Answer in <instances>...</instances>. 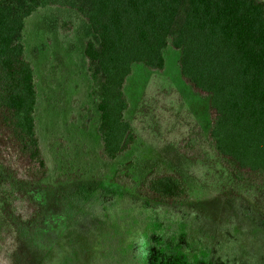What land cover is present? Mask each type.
I'll return each instance as SVG.
<instances>
[{
	"label": "trees",
	"instance_id": "16d2710c",
	"mask_svg": "<svg viewBox=\"0 0 264 264\" xmlns=\"http://www.w3.org/2000/svg\"><path fill=\"white\" fill-rule=\"evenodd\" d=\"M49 6L76 11L96 37L85 41L84 56L89 93L99 111L96 132L103 162L112 163L137 139L126 117L125 87L133 66L162 72L171 48L179 52L181 79L208 100L207 139L223 165L236 181L264 186V0H0V200L5 216L34 228L40 248L51 249L62 227L55 230V224L43 221L35 194L50 166L38 132V89L24 37L26 18ZM63 28L70 31L72 20H65ZM178 149L192 159L202 156L196 134L184 137ZM130 166L119 165L109 181L157 202L188 199L189 186L178 171L157 165L137 180ZM62 170H55L57 181H75L87 173ZM93 175L104 179L106 172ZM106 210L107 215L98 213L82 226L106 245L97 255L101 264H214L192 249L181 231L157 229L143 213L126 217ZM107 222L118 227L116 236ZM258 223L264 226V216ZM6 231L0 223V242ZM59 256L51 251V264H63Z\"/></svg>",
	"mask_w": 264,
	"mask_h": 264
},
{
	"label": "rangeland",
	"instance_id": "374dc122",
	"mask_svg": "<svg viewBox=\"0 0 264 264\" xmlns=\"http://www.w3.org/2000/svg\"><path fill=\"white\" fill-rule=\"evenodd\" d=\"M68 19L73 28L65 31L63 22ZM88 38L96 39L90 25L68 8L38 7L26 18L24 42L38 89V132L50 166L49 176L35 187V194L43 221L55 224V230L62 227V232L45 252L34 228L5 216L0 200V223L7 230L5 241L0 242V264H51V251L59 253L63 264H101L97 255L106 245L82 226L98 213L107 215V208L120 216L143 213L157 229L181 231L183 240L214 264H264V226L258 223L264 216V186L236 181L217 156L207 139L208 100L181 79L177 50H166L162 72L133 66L125 87L130 100L126 117L137 131L136 142L110 164L98 157L99 111L89 93L91 79L84 56ZM191 134L199 137L202 156L198 159L178 149L179 142ZM123 163L131 164L137 180L157 165L178 171L189 186L188 199L157 202L110 182ZM62 167L87 173L75 181H57L55 170ZM99 170L106 175L96 180L93 174ZM110 223L107 229L116 236L118 227Z\"/></svg>",
	"mask_w": 264,
	"mask_h": 264
}]
</instances>
